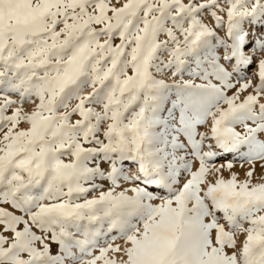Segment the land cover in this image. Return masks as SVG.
Instances as JSON below:
<instances>
[{
	"label": "snow or ice",
	"instance_id": "1",
	"mask_svg": "<svg viewBox=\"0 0 264 264\" xmlns=\"http://www.w3.org/2000/svg\"><path fill=\"white\" fill-rule=\"evenodd\" d=\"M0 264H264V0H0Z\"/></svg>",
	"mask_w": 264,
	"mask_h": 264
},
{
	"label": "rangeland",
	"instance_id": "2",
	"mask_svg": "<svg viewBox=\"0 0 264 264\" xmlns=\"http://www.w3.org/2000/svg\"><path fill=\"white\" fill-rule=\"evenodd\" d=\"M26 107H28L27 105H26ZM25 127H26V125H25ZM226 159H232V157L231 156H228ZM224 160H225V158L224 157H221L220 159H218L217 161H215V163L217 164V165H219V164H221V163H223L224 162ZM240 161H236L235 162V167L232 169V171H234V172H236L237 174H243L244 175V173L247 171V169H248V165L247 164H244V167L242 168V167H240ZM259 168V164H257V169ZM223 175H224V177L225 178H229V173L227 172V171H225L224 173H223ZM239 178H244V176H242V177H240L239 176ZM118 243H122V242H120V241H117Z\"/></svg>",
	"mask_w": 264,
	"mask_h": 264
},
{
	"label": "bare ground",
	"instance_id": "3",
	"mask_svg": "<svg viewBox=\"0 0 264 264\" xmlns=\"http://www.w3.org/2000/svg\"><path fill=\"white\" fill-rule=\"evenodd\" d=\"M260 175H261V170H260V168H258L257 171H256V176L259 177ZM238 176L242 177L244 175L243 174H238ZM240 179H242V178H240Z\"/></svg>",
	"mask_w": 264,
	"mask_h": 264
}]
</instances>
